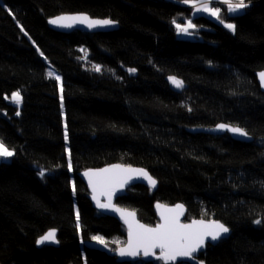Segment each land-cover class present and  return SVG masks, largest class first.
<instances>
[{
  "label": "trees",
  "instance_id": "1",
  "mask_svg": "<svg viewBox=\"0 0 264 264\" xmlns=\"http://www.w3.org/2000/svg\"><path fill=\"white\" fill-rule=\"evenodd\" d=\"M245 2L235 16L219 4L235 32L199 17L203 39L186 40L173 20L192 9L169 0H0V139L15 150L0 162V264H163L111 254L127 230L93 208L79 173L114 163L156 179L155 190L137 185L117 199L145 224H158L160 201L184 204L186 222L216 219L232 231L203 264H264V0ZM68 13L119 28L55 31L49 20ZM15 91L21 108L6 100ZM220 123L254 140L190 131ZM50 230L58 245L38 247ZM95 235L108 252L86 248Z\"/></svg>",
  "mask_w": 264,
  "mask_h": 264
},
{
  "label": "snow or ice",
  "instance_id": "2",
  "mask_svg": "<svg viewBox=\"0 0 264 264\" xmlns=\"http://www.w3.org/2000/svg\"><path fill=\"white\" fill-rule=\"evenodd\" d=\"M182 2L190 5L196 12H206L210 16L219 19L225 28L235 31L236 25L224 22L220 15L221 9L213 6V0H182ZM221 2L227 6L229 13H236L248 7L245 0H237L235 3L233 0H221ZM49 23L64 28H71L77 23L84 24L88 28H96L110 26L114 21L108 19H90L87 15H62L50 19ZM173 24L178 34L185 36L192 35V31L190 30L194 31L197 28V25L191 19H187L186 21H177L174 19ZM21 30L23 31V29ZM94 70L99 72L101 68L94 66ZM129 71L135 72V69H129ZM48 75L51 77L53 73L49 72ZM259 75L262 84H264V72H261ZM55 79L59 81L60 77L57 75ZM169 79L176 88L183 87V81L176 77H169ZM62 91L63 89H61ZM12 99L17 104L21 103L22 96L20 92L13 93ZM61 101H63V96H61ZM17 115H19V112H17ZM218 127L221 130H227L239 136L248 135L240 127L225 124H220ZM66 128L67 126L65 125V139L67 140L68 134ZM14 154L13 151H10L0 141V157L9 158ZM71 167V162H69V170H71ZM39 175L43 177L44 172L40 171ZM84 175L88 177L89 186L93 193L92 198L96 202L97 207L119 213L121 219L128 226V240L126 245L118 249V255L121 257H136L143 253L145 257L155 256L156 259L163 260L165 264H169L170 261H176L178 257L191 258L195 252L205 246L209 238L212 241L219 240L223 234L229 231L223 224L215 221L205 223L203 220H193L191 223H181L180 217L183 215V205H176L175 208H166L164 205L157 204L156 207L161 210L160 217L162 222L155 227H148L139 223L136 220L135 212H130L114 205L112 200L116 192L123 190L133 176L143 177L152 187L156 186L157 181L143 169L124 168L120 165H114L99 171H88ZM75 191L76 188L73 184V192L75 193ZM100 196H105L106 202H101ZM77 221L79 222L78 212ZM256 223H260V221H256ZM91 239L105 248L108 247V241L100 235L92 236ZM46 242L58 243L55 230L48 231L37 241L38 244H44ZM114 243L118 242L114 241ZM157 249H159V255H156Z\"/></svg>",
  "mask_w": 264,
  "mask_h": 264
},
{
  "label": "water",
  "instance_id": "3",
  "mask_svg": "<svg viewBox=\"0 0 264 264\" xmlns=\"http://www.w3.org/2000/svg\"><path fill=\"white\" fill-rule=\"evenodd\" d=\"M62 15L63 16L87 15L90 19L104 20V19H100V18H92L90 15L85 14V13H73V14L68 13V14H62ZM62 15H58L56 17L62 16ZM56 17H54V18H56ZM54 18H52V19H54ZM51 27L55 31H58V32H61V33H65V34H68V33H71L73 31H77V30L78 31L85 32V33H107V32L116 31L119 28V26H118V24L116 22H114L110 26L96 27V28H88L86 25H84V24H78V23L77 24H74L71 28L58 27V26H55V25H52V24H51ZM261 72H264V71L258 72L256 74V76H257L258 83H259L262 91L264 92V84H262V82L260 80V75H259ZM176 89H179V88H176ZM220 124H225V125H229V126H233V127H239V126H234V125L226 124V123H220ZM220 124H218V125H220ZM218 125H216L214 127H209V128H194V129H191L190 131L193 132V133H205V134H210V135H213V136H222V135H224V134L227 133L234 140L240 141V142H247V143H250V142H252L254 140L253 137H251L249 134L247 136H239V135L234 134L232 132H229L227 130H221V129H219ZM114 165H120V166H122L124 168L141 169L139 167L129 166V165H125V164H122V163H114V164H110V165H107V166L102 167V168H99V169H87V170L79 173V178L83 181V183L86 185V187H87V189L89 191V199H90V201H91V203L93 205V208L96 209L97 211H99L101 214H103L105 216H108V217H111V218L116 219L121 225H123L126 228V230H127V232H126V242H127V240H128V226L124 223L123 219H121L119 213L114 212V211H111V210H108V209H101V208H98L97 207L96 202L92 198L93 193H92L91 187L89 186L88 177L84 175L85 172H88V171H99V170L104 169V168H110V167H112ZM145 171L153 179H155L151 175L150 172H148L147 170H145ZM137 185L146 186V187L152 188L154 190L157 188V183H156V186L155 187H152L148 183V181L146 179H144L143 177L133 176V178L130 179L129 182L125 185V187L123 188V190L116 192L115 196L113 197L112 202H113L114 205H116L119 208H123V209H125L127 211H130V212H135V214H136V220L139 223L144 224V225H146L148 227H155V226H149V225L145 224L144 222H142L139 219V216H138V214H137L136 211H134L132 209H129V208H124V207L119 206L117 204V199L123 197L129 188L134 187V186H137ZM100 200H101V202H106V197L105 196H100ZM157 204L164 205L166 208H175L176 205H183V215L180 217L181 223H191L193 220H203V221H205V223H208L210 221H215V222H218L220 224H223L222 222H220L219 220H216V219H198V218H194L191 221L186 222L185 221V218H186V215H187V207L184 204L168 205V204L163 203V202H160V201L157 202L155 204V206H154V210H155L156 216H157V218L159 220L158 224L161 223L162 221H161V217H160V211L161 210L156 207ZM224 226L227 227L226 225H224ZM55 231H56V235H58V231L57 230H55ZM231 234H232V231L229 229V231L227 233L223 234L219 240L212 241L209 238L206 241L205 246L203 248L199 249L197 252H195L191 258L178 257L176 261H174V262L170 261L169 264H181V263L203 264V262L200 260V255L202 253L206 252L209 246H212V247L217 246L222 240L229 238ZM126 242H125V244L119 246L117 249H115L111 253L112 256H114L117 259L118 262H120V263H124V262H137L139 260H142V261L147 262V263H153L155 261H161L163 264H165V262L163 260H158V259H156L155 256L145 257L143 255V253H141L139 256H136V257H121V256H119L118 255V249L120 247L125 246L126 245ZM37 245H38V247H43V246H57L58 243H47L46 242L44 244H38L37 243ZM86 248L87 249H90V250H99V251H102V252H108V250H109L108 247L105 248L104 246H102L100 244H97L95 241H89L88 243H86ZM156 255H159V249L156 250Z\"/></svg>",
  "mask_w": 264,
  "mask_h": 264
},
{
  "label": "rangeland",
  "instance_id": "4",
  "mask_svg": "<svg viewBox=\"0 0 264 264\" xmlns=\"http://www.w3.org/2000/svg\"><path fill=\"white\" fill-rule=\"evenodd\" d=\"M169 1H173V2H175V3H177V4H180V5H182V6H184V7H187V8H191L192 9V12H191V17H189V18H187V19H191L192 20V22L194 23V24H196L197 25V28L193 31V30H190V31H192V35H188V36H185V35H183V34H178V32H177V30H176V34H177V37L178 38H180V39H186V40H198V39H203V36H202V34L199 32L200 30H205V29H208V27L207 26H205V25H202V24H199L197 21H196V18H199V17H207V18H209L210 20H212V21H214V22H216V23H219V24H221V25H223L224 26V24H222L221 22H220V20L219 19H217V18H215V17H213V16H210L208 13H206V12H196L195 11V9L194 8H192L190 5H188V4H185V3H183L182 2V0H169ZM233 2L235 3V2H237V0H233ZM246 3V2H245ZM219 4H223L222 2H221V0H213V6H215V7H219L220 9H221V13H220V15L222 14V12L224 11V9L222 8V7H220L219 6ZM247 4V3H246ZM227 11V10H226ZM244 12H246V8H244V9H242V10H240V11H238V12H236V13H229L228 11H227V13L229 14V15H231V16H235V15H240V14H243ZM222 18V17H221ZM186 19V20H187ZM223 20H224V22L225 23H232V24H234L233 22H231V21H229V20H226V19H224V18H222ZM185 20V21H186ZM235 25V24H234ZM176 29V28H175ZM229 30V29H228ZM231 32H235V31H232V30H230ZM49 72H51V73H53V75L51 76V78H55V76H57L58 75V73H56L54 70H52V69H48V73ZM59 76V75H58ZM60 77V76H59ZM58 81V80H57ZM58 85H59V90H60V94H61V96H62V92H61V89H62V84H61V78H60V80L58 81ZM15 92H20V91H15ZM15 92H13V93H15ZM12 93V94H13ZM12 94L9 96V95H7L6 96V100L7 101H9V102H11V103H13L15 106H17L18 108H21L22 107V105H23V101H21V103H19V104H17V103H15L14 101H13V99H12ZM21 94V93H20ZM22 96V95H21ZM62 105H63V101H62ZM18 112H20V111H18ZM0 141H2L3 143H4V145L10 150V151H13L14 153H15V150L13 149V148H11L6 142H4L3 140H1L0 139ZM69 152V151H68ZM15 155V154H14ZM13 155V156H14ZM69 155V154H68ZM13 156L12 157H9V158H4V157H0V162L1 161H10L12 158H13ZM69 162H71V160L68 158V168H69ZM43 172H49V171H51V170H49V169H43L42 170Z\"/></svg>",
  "mask_w": 264,
  "mask_h": 264
}]
</instances>
